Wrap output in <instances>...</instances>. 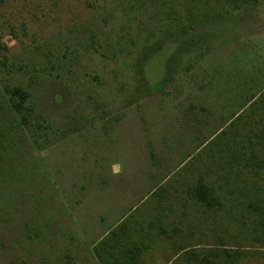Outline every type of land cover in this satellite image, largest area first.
<instances>
[{
  "label": "rangeland",
  "instance_id": "rangeland-1",
  "mask_svg": "<svg viewBox=\"0 0 264 264\" xmlns=\"http://www.w3.org/2000/svg\"><path fill=\"white\" fill-rule=\"evenodd\" d=\"M263 93L264 0H0V264H264L213 161Z\"/></svg>",
  "mask_w": 264,
  "mask_h": 264
},
{
  "label": "trees",
  "instance_id": "trees-1",
  "mask_svg": "<svg viewBox=\"0 0 264 264\" xmlns=\"http://www.w3.org/2000/svg\"><path fill=\"white\" fill-rule=\"evenodd\" d=\"M143 80L147 94L163 91L168 85L167 77L156 82H150L146 77H143ZM14 91H12L13 96L16 93L20 94L19 89ZM21 94L23 96L24 92ZM13 101L16 108L22 111L21 105L19 104L18 107V102L14 97ZM251 105L253 108L250 111L251 113H257L261 107L264 108V93L262 98L254 100ZM262 110L263 112L259 114L260 119L254 123L251 122L250 114L244 120V115L239 116L229 124L230 129H224L220 133L221 135L218 136L219 140L214 141L215 145L219 141H222L221 143L224 145L219 149H215L218 152V158L216 155L213 156V161L218 164L216 167L217 173L221 176L220 186L223 199L229 201V204L234 202V205H231L233 210L238 208V205L241 206V221H245L247 217L254 218V211H257L261 215V221H264V178L262 176L264 172V109ZM237 121L244 122L243 127L257 125L258 129L254 131L250 127L243 132L241 127H236ZM207 168L209 172L214 170V167L210 165ZM203 179L202 177L199 185L190 188L189 191L198 198V201L204 202L208 209H212L218 203L217 195L214 193L215 186L205 185ZM144 247L147 248L146 245ZM178 248L176 256H180L188 249L184 244H180ZM139 249H141L139 246H134L133 249L124 250V264H130L128 261L131 262L132 260L137 261L138 256L134 253V250L138 251ZM224 252L225 254L222 255L224 258L226 256L235 257L227 249ZM214 255L221 256L220 253Z\"/></svg>",
  "mask_w": 264,
  "mask_h": 264
},
{
  "label": "crops",
  "instance_id": "crops-1",
  "mask_svg": "<svg viewBox=\"0 0 264 264\" xmlns=\"http://www.w3.org/2000/svg\"><path fill=\"white\" fill-rule=\"evenodd\" d=\"M100 257V256H99ZM106 258V257H105ZM99 259V258H98ZM98 259H96V260H98ZM112 260H109L110 262H112L114 259H117V258H111ZM99 260H101V259H99ZM99 260H98V262H99ZM102 261V260H101ZM102 264H103V262H101Z\"/></svg>",
  "mask_w": 264,
  "mask_h": 264
}]
</instances>
